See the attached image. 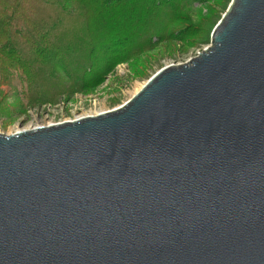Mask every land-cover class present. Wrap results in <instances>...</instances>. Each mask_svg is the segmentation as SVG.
Segmentation results:
<instances>
[{"label":"water","instance_id":"95a60500","mask_svg":"<svg viewBox=\"0 0 264 264\" xmlns=\"http://www.w3.org/2000/svg\"><path fill=\"white\" fill-rule=\"evenodd\" d=\"M0 264H264V0L122 106L0 133Z\"/></svg>","mask_w":264,"mask_h":264},{"label":"rangeland","instance_id":"374dc122","mask_svg":"<svg viewBox=\"0 0 264 264\" xmlns=\"http://www.w3.org/2000/svg\"><path fill=\"white\" fill-rule=\"evenodd\" d=\"M99 1L111 2L108 6L112 14L110 26L113 25L110 35L113 37L111 41L117 39V43L109 45L107 55L111 56L113 62L108 64L109 57H104L106 59L99 60L94 65V69H102L99 70L102 74L95 81H89L91 76L87 75L86 78L82 77L84 80L74 86V89L60 93L53 89L55 83L60 86L62 81L69 86L71 84L69 80H64L61 73L63 70L58 67L55 72L61 78H48L49 62L59 56L69 62L75 57V53L61 50L57 51L59 54L56 56L50 50L53 56L46 62L33 51L34 46L45 38L62 46L64 37H68L71 32L81 33L82 19L86 20L87 10L93 9L98 0H51L45 10L44 7H39L37 12H32V9L30 11L29 0H22L26 4L19 6L14 24L16 27L23 26L22 34H29L16 35L21 39L18 50L39 67L44 85H38L34 79L27 81L19 77L13 85L0 82V133L10 135L39 126L97 115L122 106L156 72L169 65L184 64L209 47L214 28L232 2L124 0L125 5H119V0ZM60 2L66 9L62 21L53 16V12H57L55 5ZM99 9L96 10L99 14L96 21L94 18L89 20L94 28L97 25V33L107 28L101 23L102 11L105 10L101 7ZM40 25H43L45 33L39 32ZM101 54L99 52L97 55ZM68 55L72 56L69 58ZM45 66L47 69L44 71ZM31 82H35L32 87L28 85ZM43 92L47 95L42 96ZM36 96L41 98L36 101L37 104L31 105L30 100Z\"/></svg>","mask_w":264,"mask_h":264},{"label":"trees","instance_id":"16d2710c","mask_svg":"<svg viewBox=\"0 0 264 264\" xmlns=\"http://www.w3.org/2000/svg\"><path fill=\"white\" fill-rule=\"evenodd\" d=\"M30 11L37 12L36 9L43 8L47 5H50L51 0H29ZM83 1H81L82 4ZM26 4V2H22V0H0V82L8 83L13 85L15 79L18 77L20 79H25L27 81H36L38 85H44L43 77L41 74V70L39 67L27 56L22 54L18 49L21 47V39L16 37L17 34L20 36H26L29 33L22 34L24 31L23 26H15V18L17 16V11L19 6ZM63 3L56 4L57 12H53L54 18H60L62 21L65 16V5ZM109 4L111 2H97V5L94 6L90 11L86 12V20L82 19L81 33L75 32L70 33L68 37H61L63 44L62 46H57L51 41L41 39L36 46H34V52L38 54L39 58L45 59L48 62L51 57L54 55L57 56L59 54L57 51L61 50H71V52L75 55L69 62L63 60L60 56L57 59H53L50 63V71L48 78L58 79L61 78L59 74H56V68H60L63 71L61 72L64 80H69L71 86L65 84V82H61L60 84L55 83L53 89L63 93L62 91H69L74 89L73 87L80 83L83 78H86L87 75L91 76L89 81H95L102 73L99 70L94 69V65L102 59H106L104 57H109L107 59L108 64L113 62V59L108 54L109 45L116 44L117 39L113 40V37L110 35V30H113V25L110 26L112 20L111 12L108 10ZM119 5H125L124 0L118 1ZM99 8L101 7L105 11H102L101 15V23L105 24L107 28L101 33H97L96 29L93 25L89 24L90 18H94L96 21V16ZM97 10V11H96ZM101 11V9H99ZM25 14V13H24ZM42 14V13H40ZM99 26V25H98ZM43 25H40L39 32L45 33L46 30H42ZM79 31V29H78ZM48 34V32H47ZM48 36V35H47ZM85 38V39H84ZM56 39V38H55ZM60 42V43H62ZM94 42V43H93ZM119 42V41H118ZM53 50V52H49ZM99 52H102L101 55H97ZM72 55H68L70 58ZM77 56V57H76ZM37 61V58H35ZM38 62V61H37ZM107 64V65H108ZM32 68V69H31ZM47 67L45 66L43 70L45 71ZM83 77V78H82ZM84 80V79H83ZM60 81V80H58ZM35 82H31L28 85L33 86ZM84 83V82H82ZM47 90V88H45ZM56 91V92H57ZM47 95L43 92L42 96ZM39 96L33 97L30 102L31 105L36 102Z\"/></svg>","mask_w":264,"mask_h":264},{"label":"bare ground","instance_id":"6f19581e","mask_svg":"<svg viewBox=\"0 0 264 264\" xmlns=\"http://www.w3.org/2000/svg\"><path fill=\"white\" fill-rule=\"evenodd\" d=\"M139 90H140V89H139ZM139 90H138V91H139ZM26 130H27V129H26Z\"/></svg>","mask_w":264,"mask_h":264}]
</instances>
